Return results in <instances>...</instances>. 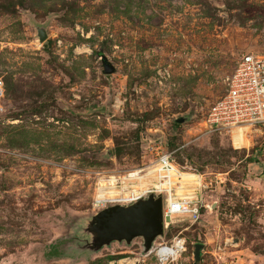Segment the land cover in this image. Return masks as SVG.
<instances>
[{"label":"rangeland","instance_id":"rangeland-1","mask_svg":"<svg viewBox=\"0 0 264 264\" xmlns=\"http://www.w3.org/2000/svg\"><path fill=\"white\" fill-rule=\"evenodd\" d=\"M102 48L118 72H102ZM247 53L264 54V0H0V264L156 263L142 237L91 250L88 226L99 175L150 163L161 137L205 175L209 207L155 246L181 234L172 264H264V156L205 125Z\"/></svg>","mask_w":264,"mask_h":264},{"label":"built area","instance_id":"built-area-1","mask_svg":"<svg viewBox=\"0 0 264 264\" xmlns=\"http://www.w3.org/2000/svg\"><path fill=\"white\" fill-rule=\"evenodd\" d=\"M225 93L211 106L205 125L210 131L220 132L229 137L236 149L248 151L250 158L264 156V54L247 53L238 61L235 70L226 80ZM6 95V84L0 75V113L5 111L2 101ZM152 155L150 163L122 174L98 177L92 204L98 211L121 204L131 205L151 194L163 195L164 227L170 229L182 221L193 224L203 221L204 203L203 173L187 170L172 157L166 143L148 146ZM198 175L200 182L190 184L185 175ZM187 239L181 234L153 246L156 263L172 264L186 252ZM113 252L108 264H136L131 257ZM134 259V263L131 260ZM145 261V260H144ZM147 264V263H145ZM152 264V263H150Z\"/></svg>","mask_w":264,"mask_h":264},{"label":"water","instance_id":"water-1","mask_svg":"<svg viewBox=\"0 0 264 264\" xmlns=\"http://www.w3.org/2000/svg\"><path fill=\"white\" fill-rule=\"evenodd\" d=\"M33 24L37 28V38L43 44L49 37L48 22L40 23L36 20ZM101 60L102 72L111 75L118 72L119 67L110 59L102 48L97 51ZM191 116H180L176 119L179 123H185ZM153 143L164 144V138L152 140ZM112 152L110 150V155ZM164 201L163 195L151 194L131 205H113L96 213L88 226L92 234V242L89 244L91 250L102 249L112 242L126 241L131 243L134 239H144L145 251L152 250L157 238L163 237L164 227ZM205 244H197L195 260L201 259Z\"/></svg>","mask_w":264,"mask_h":264},{"label":"bare ground","instance_id":"bare-ground-1","mask_svg":"<svg viewBox=\"0 0 264 264\" xmlns=\"http://www.w3.org/2000/svg\"><path fill=\"white\" fill-rule=\"evenodd\" d=\"M200 178L198 175H185V180H187L188 183L192 184V183H199L200 181H197V179ZM187 249V248H186ZM185 249V251H186ZM131 263H134V259L131 260Z\"/></svg>","mask_w":264,"mask_h":264},{"label":"trees","instance_id":"trees-1","mask_svg":"<svg viewBox=\"0 0 264 264\" xmlns=\"http://www.w3.org/2000/svg\"><path fill=\"white\" fill-rule=\"evenodd\" d=\"M5 84H6V91H7L8 88H7V82H6V81H5ZM176 122H177V121H176ZM178 123H179V122H177L176 125H179ZM168 146H169V147H170V146L172 147V144H171V143H168Z\"/></svg>","mask_w":264,"mask_h":264}]
</instances>
